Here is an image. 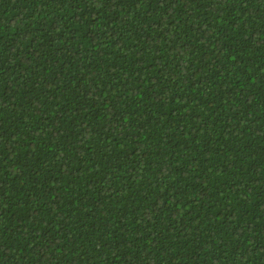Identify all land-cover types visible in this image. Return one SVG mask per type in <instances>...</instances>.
Listing matches in <instances>:
<instances>
[{
    "label": "trees",
    "instance_id": "trees-1",
    "mask_svg": "<svg viewBox=\"0 0 264 264\" xmlns=\"http://www.w3.org/2000/svg\"><path fill=\"white\" fill-rule=\"evenodd\" d=\"M0 264H264V0H0Z\"/></svg>",
    "mask_w": 264,
    "mask_h": 264
}]
</instances>
